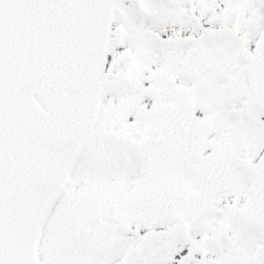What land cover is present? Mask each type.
I'll return each instance as SVG.
<instances>
[{"label":"snow or ice","instance_id":"obj_1","mask_svg":"<svg viewBox=\"0 0 264 264\" xmlns=\"http://www.w3.org/2000/svg\"><path fill=\"white\" fill-rule=\"evenodd\" d=\"M0 264H264V0H0Z\"/></svg>","mask_w":264,"mask_h":264}]
</instances>
